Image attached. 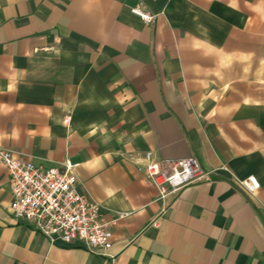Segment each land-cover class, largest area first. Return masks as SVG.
<instances>
[{
	"label": "crops",
	"instance_id": "crops-1",
	"mask_svg": "<svg viewBox=\"0 0 264 264\" xmlns=\"http://www.w3.org/2000/svg\"><path fill=\"white\" fill-rule=\"evenodd\" d=\"M0 148L112 221L103 257L49 246L0 166V264H264V0H0ZM142 153L208 181L156 201Z\"/></svg>",
	"mask_w": 264,
	"mask_h": 264
},
{
	"label": "built area",
	"instance_id": "built-area-1",
	"mask_svg": "<svg viewBox=\"0 0 264 264\" xmlns=\"http://www.w3.org/2000/svg\"><path fill=\"white\" fill-rule=\"evenodd\" d=\"M128 14L142 24L150 18L135 9ZM65 119L61 120L63 127ZM137 173L149 185L156 201H162L192 183L207 182L210 172H202L191 158L183 160H152L141 154ZM0 166L6 176L8 204L4 212L12 221L43 239L47 245L75 246L83 253L98 258L109 249L112 221H103L98 207L76 191L72 166L60 164L56 170H36L22 160L0 148ZM224 172L222 167L218 169ZM243 196L252 197L257 190L255 181L245 177L236 183Z\"/></svg>",
	"mask_w": 264,
	"mask_h": 264
}]
</instances>
